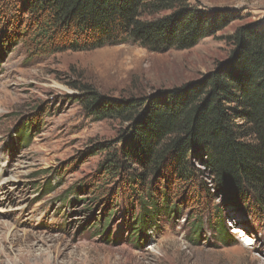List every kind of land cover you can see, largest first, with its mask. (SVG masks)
I'll return each mask as SVG.
<instances>
[{
  "label": "rangeland",
  "instance_id": "rangeland-1",
  "mask_svg": "<svg viewBox=\"0 0 264 264\" xmlns=\"http://www.w3.org/2000/svg\"><path fill=\"white\" fill-rule=\"evenodd\" d=\"M19 1L0 0V264H264V214L252 195L219 191L196 162L197 177L147 176L138 157L113 179L101 174L131 134L81 104L86 92L126 100L198 80L228 57L239 27L264 29V0H188L235 20L162 54L133 43L33 52L11 20Z\"/></svg>",
  "mask_w": 264,
  "mask_h": 264
},
{
  "label": "trees",
  "instance_id": "trees-1",
  "mask_svg": "<svg viewBox=\"0 0 264 264\" xmlns=\"http://www.w3.org/2000/svg\"><path fill=\"white\" fill-rule=\"evenodd\" d=\"M19 4L11 20L24 25L21 38L31 35L32 51L41 54L90 52L126 43L157 54L187 51L235 20L229 12L203 11L188 0ZM228 39V57L198 80L144 98L114 100L85 93L81 104L89 116L118 120L131 134L126 148L105 156L101 174L113 179L124 171L125 162L138 157L147 176L167 172L197 177L196 162L219 191L239 201L252 195L255 211L264 214V29L244 25Z\"/></svg>",
  "mask_w": 264,
  "mask_h": 264
},
{
  "label": "bare ground",
  "instance_id": "bare-ground-1",
  "mask_svg": "<svg viewBox=\"0 0 264 264\" xmlns=\"http://www.w3.org/2000/svg\"><path fill=\"white\" fill-rule=\"evenodd\" d=\"M235 230H236V229H235ZM235 233L239 234V231L236 230ZM243 234H244V233L242 232L241 236H242ZM241 236H240V237H241ZM242 238H245V235H244Z\"/></svg>",
  "mask_w": 264,
  "mask_h": 264
},
{
  "label": "built area",
  "instance_id": "built-area-1",
  "mask_svg": "<svg viewBox=\"0 0 264 264\" xmlns=\"http://www.w3.org/2000/svg\"><path fill=\"white\" fill-rule=\"evenodd\" d=\"M242 233V232H241ZM241 235V234H240Z\"/></svg>",
  "mask_w": 264,
  "mask_h": 264
}]
</instances>
